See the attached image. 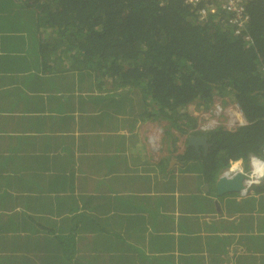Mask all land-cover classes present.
Segmentation results:
<instances>
[{"label":"trees","instance_id":"16d2710c","mask_svg":"<svg viewBox=\"0 0 264 264\" xmlns=\"http://www.w3.org/2000/svg\"><path fill=\"white\" fill-rule=\"evenodd\" d=\"M246 9L244 30L236 34L232 16L217 13L200 21L185 0H0V67L23 72L0 77V94L6 95L4 87L13 80L29 77L49 94L29 97L24 103L28 109L54 103L65 112L66 105L77 102L83 122L87 124L89 112L96 111L98 126L96 146L89 151L84 148V127L76 134L74 120L63 119L60 181L44 172L37 181L31 175L15 177L28 189V214L9 210L14 209V197L2 187L14 179L0 172V264H189L186 257L193 259L200 254L198 249L212 245L214 252L217 243L229 242L228 232L218 242L198 248L184 235L177 237L180 231L198 233L204 220L213 222L204 216L178 227L164 211L165 197L172 190L161 187H182L180 172L186 166L197 167L202 180L211 184L209 190H215L216 174L232 163L246 166L251 155L262 153L264 0H248ZM67 60L72 61V70L63 67ZM10 96L24 99L25 93L19 87ZM217 96L240 103L249 124L208 133V149L200 146L197 151L187 140L185 156L171 166L168 157L158 166L132 158L131 125L139 117L166 121L184 134L196 128L187 108L192 104L205 108ZM0 115L4 126L2 105ZM39 124L34 119L30 126ZM36 140H31L33 146H41L44 139ZM42 149L52 152L50 146ZM57 151L58 145L56 162ZM158 168L155 176L149 175ZM145 176L151 185L144 191L139 178ZM44 178L56 182L54 187L59 188L53 193L58 195L44 194ZM255 193L264 197V184ZM260 202L262 198H250L247 208ZM218 208L222 211L219 204ZM256 242L253 236L254 251L248 257L253 264L264 262L263 243ZM239 246L223 252L229 264L243 249ZM173 248L181 254H165ZM195 258L194 264L200 258L206 263L202 255Z\"/></svg>","mask_w":264,"mask_h":264},{"label":"crops","instance_id":"0c3cea01","mask_svg":"<svg viewBox=\"0 0 264 264\" xmlns=\"http://www.w3.org/2000/svg\"><path fill=\"white\" fill-rule=\"evenodd\" d=\"M12 36H16V33H12ZM56 54V53H55ZM50 56H53L50 55ZM61 60V59H60ZM48 68L51 72H55V67L51 63L47 64ZM66 65V64H64ZM68 66V67H67ZM63 66L64 68H69V65ZM59 71H62V69L59 66H56ZM10 75H23V72L21 71H15V72H8L3 67H0V77H12ZM20 78V77H19ZM7 79V78H6ZM26 85V86H25ZM21 87V90H24L25 98L20 99L18 96H10L12 95L16 90ZM4 90L6 91V95L0 94V105L5 107L6 115L4 119V126H0V172L3 171L2 175L11 174L14 180L6 187H2L3 189H7L10 191L14 197L13 203L11 206H14V209L10 207L9 210L12 212L19 211V212H25L29 213V209L26 208L25 204H28V189L22 188L18 180H16L15 177H28L32 176L34 181H37L38 176L41 177L44 174H48L49 172L46 170V164L52 163V167H50V170H53L52 174L56 175V169H59L60 172V155H61V137L64 134L63 132V119L68 118L73 121V128L74 131H76V134H78L77 124L76 120L79 118V105L77 102L72 103L71 105H66V113L63 112L60 109V106L54 103H46L44 105H40L38 108L37 106L33 109H28V106L24 105L25 101L29 100V97L31 99H38V98H44L49 93L43 92L39 90V84L34 79H27L26 81H22L19 79L13 80L7 87H4ZM56 92H53L52 95H55ZM92 113V111L89 112V114ZM83 114V113H82ZM2 116V115H0ZM88 116V115H87ZM34 119H38L40 121L39 125H35L33 128H31L30 123L31 120L34 121ZM138 121V120H137ZM136 121V122H137ZM2 121H0L1 123ZM43 124V125H41ZM66 127V123L64 128ZM169 127H164V129L159 128L156 132H153L150 134L147 138L144 144L136 146L135 140L131 139V143H129V151L132 154L133 151H135L138 148L145 147L148 153L150 154V164L158 166L161 163H166V157L169 158L170 162L177 163L182 156H185L186 153V141L189 140V144L191 146H194L196 150H199V147L203 145L199 144L196 146L194 143H192L191 138L192 137H198L195 130H190L187 133L182 134L184 136V144L183 146L179 148H175L174 144L175 142L170 141L169 136L171 133H168ZM63 132V133H62ZM131 135V134H130ZM133 136V134H132ZM36 137L39 139H44L42 141V144H37L36 146L32 145V141H37ZM131 138V137H130ZM172 143V144H171ZM171 144V145H170ZM58 145V151H57V161L56 162V149ZM50 146L52 149V152H47L42 149V147ZM96 146L95 141L90 144L89 147H86L87 150L90 151L91 147ZM205 148V147H204ZM168 149V150H167ZM206 149V148H205ZM168 152L170 156H168ZM75 155H78V152L74 151ZM248 163V162H247ZM39 164V165H38ZM59 164V167L57 166ZM172 164V165H173ZM243 166L244 169H248V164L244 166L241 163H237ZM49 167V166H48ZM155 171H158V169H153ZM51 173V171H50ZM223 175V172H220L218 175L216 174L215 177V184L213 185L215 187V190L219 196L226 195V194H238V197L232 202L228 204V207L226 208L227 215L223 217L221 214V209L218 208L215 209L214 206L208 205L206 207L207 212L209 213L208 219L206 220H212L217 222V225L220 226V230L217 231V237L215 235H207L206 227L204 221L201 222V224L198 227V233H183L180 231V233H176V236H185L187 239V243L190 245H193V243H196L197 248L200 245L208 244L210 241H213L217 239L219 236L229 233L230 239L228 244H220L217 243V251L215 250L213 252V246L210 245V248L208 249H198L200 254L192 255L191 258L188 259L186 257L185 260L189 264L196 263V258L199 259L202 256H204L206 259V263H202V258H200L197 261V264H220L223 261L226 260V263L229 264L227 255L223 252L227 251V247H234L239 245L243 248L242 250L237 251V256L235 257V261L232 264H253V260L250 258L248 260L249 255L254 251L252 248V240L253 236L256 237V246L259 243H263L264 249V197L261 194L255 193V189L257 187H260V185L264 184V181L261 182V184L255 186L251 191V194L247 196H241L240 192L241 190L237 192H227V193H219L217 190V182L219 177ZM43 185H44V194L45 195H58V192L53 193L55 190V183H51L49 180H46L45 178L42 179ZM204 183V187L209 190L211 187V184L209 182H205L202 180V184ZM244 183V177L242 180V185ZM19 185V186H18ZM144 190V188H142ZM145 191V190H144ZM144 191L141 192V195L144 194ZM250 198H262V202L257 203L253 209L247 208V201ZM182 207V208H180ZM185 207L183 206H177L174 208L178 214L183 213L182 210ZM7 210V212H9ZM199 217H194L192 222L198 218L201 219L204 217V213H198ZM196 216V213L192 214ZM189 213L186 215L187 217L192 216ZM241 215L243 216V219L239 221V218ZM226 221V222H225ZM182 224H186V226H189V222H181ZM203 225V229H200V227ZM225 223V224H223ZM179 227V223H177ZM237 228L236 230H233L231 228ZM236 233L234 234V232ZM245 231V233L243 232ZM234 237H237V240L235 241ZM239 240V241H238ZM238 241V242H237ZM239 246V247H240ZM226 247V248H225ZM169 249V251H165V254H173V255H180L179 250ZM261 249V250H262ZM261 254L264 256V250L261 252ZM162 255V254H160ZM213 255L215 258L210 259V256ZM245 255V256H244ZM174 261H176L178 258H173ZM255 263V262H254ZM142 264V263H137ZM169 264V263H168ZM256 264H264L257 262Z\"/></svg>","mask_w":264,"mask_h":264},{"label":"rangeland","instance_id":"374dc122","mask_svg":"<svg viewBox=\"0 0 264 264\" xmlns=\"http://www.w3.org/2000/svg\"><path fill=\"white\" fill-rule=\"evenodd\" d=\"M4 16H6V14H4ZM16 34L18 35L19 33H16ZM65 64L66 65H64V66L69 65V68H65V69L72 70V61L67 60V62ZM18 69H20V68H18ZM19 79L22 81H26L27 79H29V77L19 78ZM108 98H109L108 96L103 97L106 105L109 104ZM227 98H230V97L218 96V100H220L224 104L227 103L226 102ZM212 101L210 103H208V105L204 109H207L210 106V104H212ZM201 108H203V107H198L196 104H192L187 108L186 112L189 113V110H199ZM94 113H96V111H94ZM94 113L92 112V113L88 114V117H90V119L88 118V121L86 122L87 124H85V122H83V117L82 118L79 117L75 121L77 126H78L77 127L78 133H79V127H81V128L84 127V131H87V134L84 138L86 140V142H85L86 145L84 148L89 147L90 144L95 141V138L97 136V134H96L97 130L96 129L98 126L95 123L96 121L94 119ZM79 116H82L81 113ZM145 117L146 116L139 117L138 121L133 122L131 125V127H132L131 134H133L131 139L135 140L136 146L144 144L146 141V138L150 134H152L153 132H156L159 128L164 129V127H169L168 132L171 133L169 138H170V141L175 142V144H174L175 148L177 149V148L183 146L184 136L181 133L177 132V130H175L174 128L170 127L168 122L157 120V118H154V117H151L149 119H147V118L145 119ZM187 124H188V126L191 125V123H187ZM185 128H186V126H185ZM105 129H107V128H105ZM131 156L133 159L136 160L137 163L144 162V163L150 164V154L148 153V151L146 150L145 147H141V148L136 149L135 151L132 152ZM168 156H170L169 152H168ZM50 164H51L50 167H52V163H50ZM172 164H173V162L170 163V166ZM46 165H49V164H46ZM57 166L59 167V164H57ZM231 166L232 165H230L228 168H230ZM46 167H48V166H46ZM158 170H159V168H158ZM52 172H53V170H51V173H49V174L53 175ZM155 172H156L155 170H150L149 175L155 176ZM180 174L184 177V180L180 181V182H184L182 187L172 186L171 184L169 186L161 187V190H172V191H168V193L165 197L166 200H165V204H164V206H165L164 211L168 215H170L172 217V219L177 220V223H179V224H182L181 222L187 221V222H189V225H190V223L192 222L194 217H199L198 213H204L203 215L208 217L209 213L205 210V208L208 205L214 206L215 209L217 210V205L219 204L222 208L221 214L223 215V217H225L227 215L226 208L228 207V204L231 201L233 202L238 197V194L219 196L215 190H207L204 187V183L202 184L203 174L197 167L186 168V166H182V170H181ZM56 175H57V180L60 181L61 171L59 172L58 168L56 169ZM139 180L141 183H143L142 187H144L145 190H150L151 181L149 180V178L147 176L140 177ZM153 181H152V183H153ZM263 181H264V179H263ZM58 188H59V186L57 185L55 187V189H58ZM251 190L252 189H250V192H249L250 194L252 192ZM173 195H175V200L172 197ZM183 205H185V207L182 210L183 213H181V214H178L177 212L173 213V211H172L173 208H176L177 206H183ZM180 208H182V207H180ZM188 213L190 215L196 213V216L192 215L190 217H187L186 215ZM212 222L213 223H208V222L205 223V227H206L205 233H207V235H215L217 237V231L220 230V226L217 225V222H215V221H212ZM223 224H225V223H223ZM203 225H204V223L202 224L200 229H203L202 228ZM183 226H186V224L183 223L182 226H180V227H183ZM231 229L236 230L237 228H231ZM197 231H198V229H197ZM226 243H228V241ZM226 243H223V244H226Z\"/></svg>","mask_w":264,"mask_h":264},{"label":"built area","instance_id":"2783aa9c","mask_svg":"<svg viewBox=\"0 0 264 264\" xmlns=\"http://www.w3.org/2000/svg\"><path fill=\"white\" fill-rule=\"evenodd\" d=\"M188 5L194 8L200 21L208 20L209 16L230 15L236 24V34H240L247 20L248 0H185ZM226 104L215 97L207 109L189 110V114L196 119L195 131L201 134H208L212 131L222 129L234 131L249 124L242 106L233 98H227ZM248 169L240 164H233L224 171L223 175L232 178L238 174L243 175V189L241 196H247L250 189L259 185L264 179V146L261 155H251L247 161ZM235 169V171H233Z\"/></svg>","mask_w":264,"mask_h":264},{"label":"water","instance_id":"95a60500","mask_svg":"<svg viewBox=\"0 0 264 264\" xmlns=\"http://www.w3.org/2000/svg\"><path fill=\"white\" fill-rule=\"evenodd\" d=\"M191 141L196 146L202 144L206 149L209 147L206 137H192ZM242 180L243 175L241 174H238L232 178H227L226 176L222 175L219 177L216 187L219 193L237 192L242 190L244 187L242 185Z\"/></svg>","mask_w":264,"mask_h":264},{"label":"flooded vegetation","instance_id":"af4514ba","mask_svg":"<svg viewBox=\"0 0 264 264\" xmlns=\"http://www.w3.org/2000/svg\"><path fill=\"white\" fill-rule=\"evenodd\" d=\"M197 136L198 137H206V135L205 134H201V133H199V132H197ZM202 145V144H201ZM208 149V148H207Z\"/></svg>","mask_w":264,"mask_h":264},{"label":"clouds","instance_id":"9594fccd","mask_svg":"<svg viewBox=\"0 0 264 264\" xmlns=\"http://www.w3.org/2000/svg\"><path fill=\"white\" fill-rule=\"evenodd\" d=\"M217 97H218V96H217ZM188 114H189V113H188ZM234 131H235V130H234ZM196 133H197V132H196ZM205 135H207V134H205ZM233 164H235V163H232L231 165H233ZM226 170H227V169H226ZM224 171H225V170H223L222 172L224 173ZM233 171H235V169H233ZM260 184H261V183H260ZM253 188H254V187H253ZM253 188H252V189H253Z\"/></svg>","mask_w":264,"mask_h":264}]
</instances>
